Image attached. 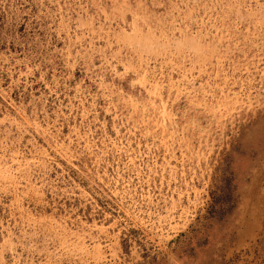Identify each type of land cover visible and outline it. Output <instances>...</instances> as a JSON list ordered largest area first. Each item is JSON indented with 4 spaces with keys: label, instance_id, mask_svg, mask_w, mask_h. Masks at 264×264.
<instances>
[{
    "label": "rangeland",
    "instance_id": "obj_1",
    "mask_svg": "<svg viewBox=\"0 0 264 264\" xmlns=\"http://www.w3.org/2000/svg\"><path fill=\"white\" fill-rule=\"evenodd\" d=\"M0 264H264V0H0Z\"/></svg>",
    "mask_w": 264,
    "mask_h": 264
}]
</instances>
